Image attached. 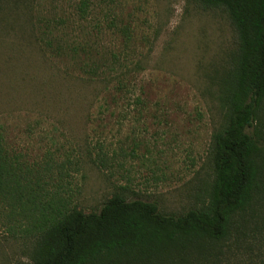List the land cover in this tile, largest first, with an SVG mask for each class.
<instances>
[{
	"label": "rangeland",
	"instance_id": "374dc122",
	"mask_svg": "<svg viewBox=\"0 0 264 264\" xmlns=\"http://www.w3.org/2000/svg\"><path fill=\"white\" fill-rule=\"evenodd\" d=\"M6 5L0 124L11 149L33 165L50 162L85 213L115 194L155 202L166 215L208 203L213 136L226 124L222 99L239 49L224 9L192 0ZM48 25L49 44L40 39ZM258 128L264 135V104ZM31 249L0 228V264H30ZM193 257V264H264V207L236 215L225 241Z\"/></svg>",
	"mask_w": 264,
	"mask_h": 264
},
{
	"label": "trees",
	"instance_id": "16d2710c",
	"mask_svg": "<svg viewBox=\"0 0 264 264\" xmlns=\"http://www.w3.org/2000/svg\"><path fill=\"white\" fill-rule=\"evenodd\" d=\"M192 1L204 9H224L239 38L222 99L226 124L213 136L208 203L166 215L155 202L115 194L98 212L85 213L50 162L26 161L9 147L0 124V228L32 243L30 264H193L206 243L228 238L236 215H255L264 207V135L258 128L264 104V0ZM7 2L0 0L1 12ZM78 9L87 15L88 3ZM53 29L48 25L40 39L45 36L49 44Z\"/></svg>",
	"mask_w": 264,
	"mask_h": 264
}]
</instances>
